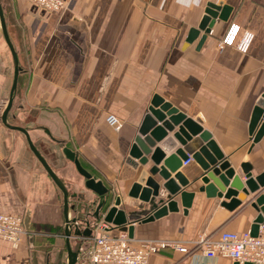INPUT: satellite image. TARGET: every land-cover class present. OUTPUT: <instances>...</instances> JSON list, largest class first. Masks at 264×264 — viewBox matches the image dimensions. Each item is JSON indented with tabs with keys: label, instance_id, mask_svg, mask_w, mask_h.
Masks as SVG:
<instances>
[{
	"label": "crops",
	"instance_id": "crops-1",
	"mask_svg": "<svg viewBox=\"0 0 264 264\" xmlns=\"http://www.w3.org/2000/svg\"><path fill=\"white\" fill-rule=\"evenodd\" d=\"M12 1L20 40L14 48L22 70L7 121L28 129L70 194L86 196L70 203L86 214L90 228L98 222L89 216L94 195L83 188L84 179L64 158L63 146L75 152L81 165L113 197H120L118 209L127 224L109 226L113 234L126 232L132 243L250 231L257 211L247 201L230 211L221 205L222 199L199 192L203 172L192 159L177 170L189 181L183 190L194 194L190 206L184 208L176 196L175 212L142 222L169 196L162 190L148 202L130 197L140 172L152 163L133 169L126 159L156 95L198 122L239 175L243 162L252 165L253 175L264 170V135L253 144L248 132L253 108L264 93V0H70L58 13L36 10L27 0ZM220 2L232 8L227 20H216L200 46L202 33L186 43L206 5ZM231 24L254 34L247 53L215 47ZM11 39L13 44L12 34ZM11 66L13 77L12 59ZM0 76L3 89L7 77ZM21 112L31 121L25 123ZM108 114L121 121L119 130L105 122ZM42 128L62 143L51 140ZM67 165L81 178L80 187L63 177ZM155 180L162 182L159 176ZM0 213L21 215L27 231L16 245L0 239V264H66L62 194L30 151L25 136L1 121ZM90 241L83 238L82 246L87 248ZM75 264L91 263L78 254ZM148 264L237 263L165 250L152 255Z\"/></svg>",
	"mask_w": 264,
	"mask_h": 264
},
{
	"label": "water",
	"instance_id": "water-1",
	"mask_svg": "<svg viewBox=\"0 0 264 264\" xmlns=\"http://www.w3.org/2000/svg\"><path fill=\"white\" fill-rule=\"evenodd\" d=\"M231 10L230 6L221 2L218 4L208 3L199 25L196 29L190 30L186 43H191L202 33L198 43V46H200L210 33L215 21H226ZM0 29L3 40L9 49L13 65L12 82L0 121L7 128L19 131L25 136L30 151L60 190L63 203L66 264H75L79 248L82 245V239L91 238L92 228H90L86 214L78 212L75 203H70V200L84 201L86 196L81 193L70 194L68 184H65L59 178L46 158L37 149L30 138L28 129L8 123L7 117L13 106L20 67L16 50L8 35L1 3ZM262 119H264V93L256 101L248 126L253 144L257 143L264 135V121ZM42 129L51 140L62 143V141L53 138L48 129ZM169 133L173 134L169 135ZM156 144H158L157 147ZM178 145L182 148H177ZM172 151H174L173 154L166 155ZM61 153L67 161L73 164L79 176L84 179L83 188L94 195V198L89 201L92 208V213L89 216L97 221L102 219L104 222L113 224L116 227L126 225V217L118 209L120 197H113L110 189L101 180H96L81 165L73 150L63 146ZM149 154L150 158L148 159ZM189 158L194 160L203 172L198 178L201 182L198 186L199 192H203L208 198L217 197L222 199L221 205L230 211L246 201L257 211V216L250 229V234L255 236L264 215V170L257 175H253L252 165L249 162H243L239 165L240 176L217 147L214 140L211 139V135L204 131L198 122L187 118L156 95L151 100L148 113L138 129V135L134 139L129 156L126 159V163L133 169H137L139 165H146L148 161H151L152 165L146 171L142 170L140 172L137 181L133 183L129 191V196L148 202L151 197H159L161 191L164 190L169 198L165 201L160 200V206L142 222L158 219L168 212H175L177 210L174 200L176 196L180 197L181 205L184 208L190 206L194 194L183 190L189 185V181L181 172H177L183 162H186ZM156 176H159L162 182L155 180ZM249 195L252 196L248 198ZM83 224L84 227L81 226ZM128 235L129 237L132 235L131 225L128 227ZM71 240L75 241L74 245Z\"/></svg>",
	"mask_w": 264,
	"mask_h": 264
},
{
	"label": "built area",
	"instance_id": "built-area-1",
	"mask_svg": "<svg viewBox=\"0 0 264 264\" xmlns=\"http://www.w3.org/2000/svg\"><path fill=\"white\" fill-rule=\"evenodd\" d=\"M30 6L44 13H58L66 9L70 0H27ZM211 31V30H210ZM254 34L241 30L236 24H231L224 35L215 43L218 50L224 47H234L240 53H247ZM105 122L114 130H119L121 121L108 114ZM190 158L183 162L186 164ZM27 233L24 218L21 215L0 213V239L16 245ZM165 250H171L182 255L193 253L207 258H228L237 264H264V215L258 225L257 234L222 231L216 237L199 235L193 240H143L132 243L126 232L113 234L111 227L103 220L92 226V236L87 248L82 245L79 253L91 264H148L149 258Z\"/></svg>",
	"mask_w": 264,
	"mask_h": 264
},
{
	"label": "rangeland",
	"instance_id": "rangeland-1",
	"mask_svg": "<svg viewBox=\"0 0 264 264\" xmlns=\"http://www.w3.org/2000/svg\"><path fill=\"white\" fill-rule=\"evenodd\" d=\"M12 2H13L12 0H0L1 6L3 8V12L6 14L7 25L11 31V34L13 35V37L15 39V40H13L14 41L13 46H14V45H18L20 40H19V27L17 26L18 19L16 16V12L14 11V9L12 7ZM21 57H22V62L26 64L27 63V57L23 54ZM0 64H1L0 65L1 75L7 77V79L4 83L3 89L0 87V116H1L2 111H3V109L7 103L9 88H10L11 82H12L11 81V78H12L11 57L9 54L8 47L6 46V44L3 40L1 29H0ZM2 78L3 77L0 76V80ZM20 118H22V120H24L25 123L29 120L31 121V119L27 116L26 113L21 112ZM22 120L19 119L20 122ZM8 122H9V124L12 123L10 121H8ZM64 171H65V173H63V177L65 179H67V181L75 182V183H77V186H79V187L82 185V182L80 180L81 178L77 175V173L75 172V170L71 166L66 167L64 169Z\"/></svg>",
	"mask_w": 264,
	"mask_h": 264
},
{
	"label": "trees",
	"instance_id": "trees-1",
	"mask_svg": "<svg viewBox=\"0 0 264 264\" xmlns=\"http://www.w3.org/2000/svg\"><path fill=\"white\" fill-rule=\"evenodd\" d=\"M3 9V8H2ZM4 13V12H3ZM4 18H5V21H6V25H7V19H6V14L4 13ZM7 30H8V35H9V38H10V40H11V42H12V39H11V31H10V29H9V27H8V25H7ZM19 67H20V70H22V66H21V64L19 63Z\"/></svg>",
	"mask_w": 264,
	"mask_h": 264
}]
</instances>
